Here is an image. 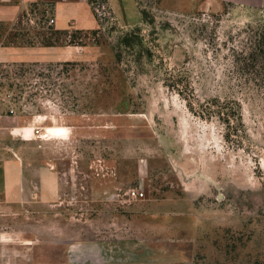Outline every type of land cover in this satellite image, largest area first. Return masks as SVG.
<instances>
[{"label": "rangeland", "instance_id": "obj_1", "mask_svg": "<svg viewBox=\"0 0 264 264\" xmlns=\"http://www.w3.org/2000/svg\"><path fill=\"white\" fill-rule=\"evenodd\" d=\"M137 3L136 26L105 0L73 30L38 5L0 26L4 44L34 48L0 63V189L25 175L30 190L0 209V247L83 250L75 264H264V84L234 67L264 5Z\"/></svg>", "mask_w": 264, "mask_h": 264}, {"label": "crops", "instance_id": "obj_2", "mask_svg": "<svg viewBox=\"0 0 264 264\" xmlns=\"http://www.w3.org/2000/svg\"><path fill=\"white\" fill-rule=\"evenodd\" d=\"M188 6L197 12L221 13L227 7L259 8L264 5V0H185ZM111 15L119 23L124 25L136 26L143 21L141 10L137 0H105ZM37 5L44 10L43 15H50L53 9L56 17H68L69 24L66 26L73 30L76 26L87 25V17L81 19L82 12L88 10L87 0H0V26H11L23 20L33 21L37 13ZM33 9V11H32ZM31 49V50H28ZM34 48L19 44H4L0 41V63L16 62L26 60L25 54L32 53ZM36 54L55 52L60 50L58 47L47 49L35 48ZM57 52V51H56ZM49 53V54H50ZM37 59L36 58H32ZM25 175L21 177L12 190L6 187L0 189V209L8 211L10 207L25 206L29 202L25 197V190L29 186L24 181ZM22 179V180H21ZM26 180V178H25ZM30 191V190H29ZM47 192L57 195L60 192L59 183L51 186L49 190L42 189L40 186L38 202L41 204H51L54 201L46 199ZM44 197V198H43ZM37 202V201H36ZM37 204V203H36ZM35 204V205H36ZM83 250L78 249H57V248H6L0 247V264H75L74 257Z\"/></svg>", "mask_w": 264, "mask_h": 264}, {"label": "trees", "instance_id": "obj_3", "mask_svg": "<svg viewBox=\"0 0 264 264\" xmlns=\"http://www.w3.org/2000/svg\"><path fill=\"white\" fill-rule=\"evenodd\" d=\"M142 15L147 22L146 14L142 12ZM234 67L246 82L264 84V24L249 29L244 49L235 52Z\"/></svg>", "mask_w": 264, "mask_h": 264}, {"label": "built area", "instance_id": "obj_4", "mask_svg": "<svg viewBox=\"0 0 264 264\" xmlns=\"http://www.w3.org/2000/svg\"><path fill=\"white\" fill-rule=\"evenodd\" d=\"M53 23H54V20L51 19L50 24H53ZM35 132H36L37 135L40 134V132H37V130H36ZM136 197H137V195H136V192H135V191H132V192L129 194V198H131V199H134V198H136Z\"/></svg>", "mask_w": 264, "mask_h": 264}]
</instances>
